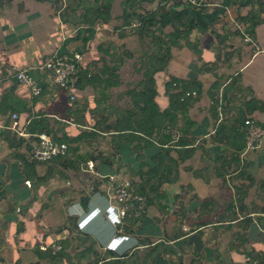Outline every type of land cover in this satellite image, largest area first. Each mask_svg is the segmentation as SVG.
I'll use <instances>...</instances> for the list:
<instances>
[{
	"label": "crops",
	"instance_id": "crops-1",
	"mask_svg": "<svg viewBox=\"0 0 264 264\" xmlns=\"http://www.w3.org/2000/svg\"><path fill=\"white\" fill-rule=\"evenodd\" d=\"M157 1L159 0L154 1V3L157 4ZM121 2L122 0H119V2L114 0L111 22L98 25L96 37L88 45L92 44L100 36L109 37L115 31V28L122 26ZM62 4V7H65L66 1L63 0ZM147 4L150 3L144 2L142 8L144 9ZM230 10L234 18L237 19L239 13L244 16L249 12L250 8H244L240 11L235 8ZM235 29V26L230 24L226 17L222 24H218L215 27V31L222 36L229 34L230 31ZM119 31L128 35L121 39L124 43L123 45H125L127 39H129L128 37L132 34L130 27L123 28L117 32ZM75 33V27L71 23H63L59 11H56L49 2L0 0V105L2 100L6 98L0 111V132L7 129L11 122L12 114L10 108L12 109V106L18 110L16 113H18L19 123L23 128L35 114L44 113L49 118L50 125L55 130L60 129L58 137L63 134L75 137L82 130H91L93 126L89 127L87 125L86 111L81 110L79 114L85 116V126L70 122L64 116L61 118V112L55 107L58 95L54 91L55 86L49 79L46 80L48 84L47 92L40 100H36L37 97L32 96L29 89L19 84L15 79L16 70L36 65L54 52L59 53L62 47L61 44L67 38L74 37ZM254 33L255 38L246 35L249 41L240 36H230L229 40L219 45L218 40L212 33L200 34L194 32L191 41L196 43L200 52L199 60L205 64L214 63L217 55L221 52L217 67L237 68L230 75L240 73L243 77H246V86L251 87L256 98L264 100V24L259 25ZM196 36L198 37L196 38ZM230 40L242 41L243 43L235 45L234 42H229ZM52 41H55V43H52ZM73 45L77 48L80 46V42H71L66 47L67 51L71 52ZM184 48L180 51L173 50L172 59L166 70L155 76L158 92L156 101L161 110L168 107V98L165 96V83L170 77L188 79L190 77L189 61L193 58L192 64L196 62V57L193 55H182V58L178 60L175 52H181ZM225 52L228 53L227 56L224 55ZM160 74L165 75L157 81V76ZM159 81L163 88L162 91L158 88ZM79 92L81 93L82 91L75 89L73 93L77 94ZM67 96H71V93L67 94ZM206 97L203 96L200 101L193 104L189 111L190 117L198 124L194 130L195 145L201 141L203 142L204 139H208L209 135L213 134L212 122L207 123L208 121L205 120L209 117L207 111L209 99ZM160 99L163 101L162 104L159 103ZM7 107L9 110L5 111ZM24 107L25 111L23 110ZM252 117L264 127V113L255 112ZM19 138L28 140L30 137ZM35 142L31 144L32 147ZM91 144L93 143L72 144V148L78 147V154L90 153L92 156H97L96 150L92 151L90 149ZM26 145L24 143L16 150L17 153L25 156L26 163H24V161L14 156L13 150H10L0 137V264H89L96 258L95 255L99 256L101 260L109 259L107 258L110 257V255H107L109 252L122 256L120 259L124 261V264H143L145 260L147 261V258L156 255V253L152 252L154 251V246L160 241L165 242L166 246H173L174 243L183 245V258L185 259L183 260L185 264H205V261L201 262V260L210 258L206 254V249H211L210 246L216 244V233L223 230L222 226H227L226 232L236 229L232 234V240L233 238L237 240V234L241 231L236 225V221L229 222L223 219L214 223L209 221L210 224L193 232H203L202 236L198 233L203 245L200 251H197L195 246L189 243L188 240L187 243H184L182 238L168 241L173 235L175 228L180 227L177 218L168 220L171 225H167V221H153L148 218L149 215H146L144 221L133 228L132 233L119 234L117 233L120 227L117 222V212L112 207L114 206L113 201L109 197V188L112 181L108 177L114 176L122 179L121 173H119L121 169L116 174L114 167L103 169L104 173H101L99 172L101 169L98 165L99 160L88 161L95 164L93 172L86 171V164L81 166L79 170L64 169L55 162L41 163L34 161L29 156L30 152L27 151ZM205 146L207 151L209 149L212 154L217 151L220 152V147L218 146L211 148L209 145ZM98 148L101 149L100 146ZM108 151L104 152V154ZM255 151L259 152L248 155L249 152L244 150L240 155V166L238 168H235L234 165L232 166L224 183L215 175L214 163L209 155H205L202 150H198L192 158L186 160L180 166L179 184L185 186L184 190L179 192L178 185H172L171 190H169L170 199L167 202H163L169 206L176 204V208H179L176 213L181 208L187 215H189L191 210L193 212L198 211V216L201 219L197 218V220L192 222L184 221L182 229L185 231L194 225L205 222L206 219L203 218L206 216L200 213V205L203 201L213 199V211L215 213L224 205H221L219 200V197L223 194L222 189L220 186L219 188H214L213 185L215 183L218 184L220 182L221 187L226 188L224 191L231 194L224 212L228 203L236 198V188H244L247 197L242 205L251 212L257 210L249 215L253 217L254 222L248 230V242L245 247H237V244L234 245V242H231V246L226 248L225 253L218 251L215 245L214 249L216 251L214 250L213 258L209 259V264H214V262H217L216 264H250L249 258L242 254L244 251L264 253L263 238L261 242H253L251 240L253 227V234H256L257 237L262 234L259 229L262 224L258 221L259 218L264 219V213H262V209H264L263 143ZM68 157L75 158L71 152ZM190 168L192 171L187 170ZM232 169L233 171H231ZM26 182H29V184H26ZM250 184L252 186L249 189ZM252 190L261 199V203L254 204L253 201H249ZM179 193V200L173 202L172 197ZM185 196L188 197L187 203L184 200ZM235 210L239 211L238 204H235ZM238 216L239 220H241L242 214H238ZM228 225H231V227L228 228ZM210 227H215V235L205 239V230ZM190 235L187 237L189 238ZM54 241L61 243L64 255L51 259L48 257L49 254L47 252L40 250L39 246ZM143 241H149L151 244L143 245ZM142 250H147L148 254L143 255ZM194 250L200 253V257L195 256ZM169 257V255L162 256L168 261ZM148 264H151L150 260H148ZM163 264L167 263L163 261Z\"/></svg>",
	"mask_w": 264,
	"mask_h": 264
},
{
	"label": "trees",
	"instance_id": "trees-1",
	"mask_svg": "<svg viewBox=\"0 0 264 264\" xmlns=\"http://www.w3.org/2000/svg\"><path fill=\"white\" fill-rule=\"evenodd\" d=\"M37 1L51 3L53 8L59 11L61 21L71 23L76 29L75 36L67 38L63 42L59 55L72 57L74 53L78 52L82 55L87 51L88 44L95 39L98 25L109 24L112 20L111 11L114 0H65V7H62L63 0ZM154 1L156 0H122V26L114 29L118 31L130 27L131 33L137 36L141 45V53L136 59L134 67L142 78L137 87L127 90L126 94L131 102L128 109L121 110L113 105L103 108L99 112L101 117L95 121L91 130H82L75 137H70L67 134L58 137L60 129L55 130L44 113L35 114L25 126V130L30 134L28 140L19 138L16 133L8 129L1 131L0 137L8 148L13 150L14 156L26 163L25 156L17 153L16 150L26 143V149L30 152L29 156L31 157L33 149L31 144L37 141L35 135L50 134L54 140L68 145L67 156L56 157L51 161L58 163L64 169L79 170L84 164L87 165L89 160H99L98 165L101 168L99 172L104 173L103 169L113 167L115 155H124V153H127L128 157L131 154L136 155L140 163L139 167H129L133 175L138 176L134 180L129 179L135 195L145 199L146 210L155 207L159 211L167 212V205L163 202L170 199L169 190L172 185H178L179 192L185 188L184 185L179 184L180 166L192 158L198 150L209 155L214 163L215 175L224 183L232 166L234 165L235 168L240 166V155L246 146L245 121L248 118H253L255 112L264 113V100L256 98L251 88L242 87L240 73L229 75L224 78L223 82L221 81L224 76L214 73L221 58V52L217 55L214 63L210 65L204 63L201 67V72L215 74V80L207 87L199 77L190 76L188 79L170 77L164 85L165 96L168 98V107L164 110L160 109L156 101L158 92L155 76L166 70L172 59V50L175 48L186 47L196 55L200 54L196 43L190 39L194 32L212 33L219 45L229 40L230 36L244 38L245 35H249L255 38L256 28L264 24V0H208L211 6H193L183 0H159L153 10L142 8L144 2L151 4ZM232 8L238 11L244 8H250V10L244 16L239 13L236 19L239 27H235L234 31L222 36L215 31V27L223 23L227 10ZM127 36L122 32L118 38L123 39ZM73 41L80 42V48L70 54L66 47ZM98 50L101 53L98 62H90L85 67L84 65L79 66L74 87L80 91L91 88L94 93L99 95L97 103L101 107L110 100L111 90L121 85L119 75L121 66L125 61L135 57L133 51L127 49L125 45H120L117 48L110 44L106 47L99 45ZM82 51L84 52L82 53ZM34 76L39 80L42 89L41 95L36 98V100H40L47 92L46 80L48 77L41 73H35ZM56 88L58 87L56 86ZM59 90L66 94L65 90ZM244 91L247 94L243 95ZM205 95L209 99L207 109L209 117L205 120L208 121L207 123L212 122L213 134L195 145L194 130L198 124L190 117L189 111L193 104L200 101ZM5 100H2L0 111ZM7 109L9 110L7 107L5 111ZM85 109L84 106L82 109L72 110L70 108V114L67 117H72L73 122L85 126V116L79 115L81 110L85 111ZM23 110H26L25 107ZM10 112L12 115H18L16 113L18 110L14 106L12 109L10 108ZM102 136L109 137L111 146L105 154L101 152L97 156H92L90 153L78 154V147L72 148V144L90 143L91 140L96 141L98 137L102 138ZM205 145H209L210 148L218 146L220 152L212 154L209 149L207 151ZM70 152L75 158L68 157ZM118 158L120 157L117 156ZM120 168L121 166L116 168L115 174L119 172ZM187 170L192 171L191 168ZM194 175L196 176L195 171ZM235 195L236 198L228 203L225 216H222L221 219H227L229 222L236 221V225L241 229L237 234V240L241 246H244L248 242V230L254 222L253 217L249 215L257 210L251 212L242 205L247 197L244 188H236ZM179 197L180 193L174 195L172 201L176 202ZM235 204H238L239 211L235 210ZM213 206V199L203 201L200 205L201 215L210 216L214 212ZM262 211L264 213V209ZM239 213L242 214L241 220L238 217ZM145 217L146 214L136 218L127 217L122 225V233H132L133 228L144 221ZM186 219L187 213L181 208L177 212V221H179L180 227L175 228L168 241L182 238L183 242L187 243L188 235L200 227L210 224L205 220V222L183 231L182 225ZM258 222L264 226L263 218H259ZM230 227L231 225H228V228ZM198 233L201 236L203 234L202 231H198ZM146 242L143 241V245L151 244L149 241ZM47 253L49 258L54 259L59 255H64V249L62 246V250L54 255L51 252ZM152 253H156L155 257L147 258L143 264H148V260L151 261V264H156L159 260L166 262L162 258L166 255L170 256L169 264H185L183 255L169 251L163 241L154 246ZM193 253L196 257H200V253L196 250ZM242 254L249 258L250 264H264V253L244 251ZM107 255H110L107 260H101L99 256L95 255L96 258L89 264H98L99 262L100 264H124V261L120 259L122 256H118L114 252H109Z\"/></svg>",
	"mask_w": 264,
	"mask_h": 264
},
{
	"label": "rangeland",
	"instance_id": "rangeland-1",
	"mask_svg": "<svg viewBox=\"0 0 264 264\" xmlns=\"http://www.w3.org/2000/svg\"><path fill=\"white\" fill-rule=\"evenodd\" d=\"M117 2H119V0H117ZM156 6H157L156 3L147 4V5H145L144 9L145 10H151V9H154ZM233 26H235V25H233ZM227 27H229V26H227ZM110 29L113 30L112 27H110ZM228 29H230V28H228ZM120 33H122V32L121 31H119V32L114 31V32L111 33V35L109 37H106L104 35L100 36L92 44L88 45V50L86 52L82 51V53L84 52L82 54V64L84 65V67L87 66L90 62H93V61L94 62H98L99 61V59L101 57V53L98 50V46L99 45H104V47H106V45L110 44V45L114 46V48H117L120 45H123L124 44L123 41L118 38V35ZM197 37L198 36H196V38ZM128 38L129 39H127V42H126L125 46L130 51H133L135 58L125 61V63L121 66V68L119 70V75H120V78H121L120 79L121 80V85L118 88H113L111 90V98H110V100L105 105H102L100 107L99 104L97 103L99 95L94 93V91L91 88H87L86 90L82 91L81 93L80 92L77 93V94L76 93H71V96H67L66 94L62 93L55 86L54 87V91L57 92V95H58V98L56 100L57 104L55 105V107L61 112V114H62L61 118L64 116V117L68 118V121L73 122L72 117H70V118L67 117L70 114L69 109L70 108L72 110H74L76 108L80 109V108H82V106H84L86 108L85 109L86 112L85 111L84 112L86 113V116L88 118L87 125L89 127H91V126L94 125L95 121L98 120L99 117H101L99 115V112L103 108H108L110 105H113V106H115V107H117V108H119L121 110H123L125 108L126 109L129 108V106L131 105V102H130L129 96L126 94L127 90H129V89H131L133 87H137L138 83H139V81L141 80L142 77H141L140 74L137 73L136 68L134 67V65L136 63V59H138V57H139V55L141 53L140 42L138 41L137 36H135L133 34H131V36H129ZM190 39H193V37L191 36ZM229 42H234L235 45H241L243 43L242 41L239 42L237 40H235V41L234 40H230ZM52 43H55V41H52ZM226 46H228V44H226ZM71 48L72 49H71L70 54L76 52L77 49L80 48V47L76 48V46L73 45ZM173 50L180 51L181 49H176L175 48ZM54 53H56V52H54ZM175 53H176V55L178 57V60L182 58V55L183 56H185V55L192 56L193 55L194 57H196V60H195L196 62H193V64H192V61H193L192 59L193 58L189 61L190 62V65H189L190 67L188 68L189 71H190L189 72V76L199 77V79L202 80V82L204 83V85L206 87L209 86L215 80V74H217L218 76L219 75H224L223 79L221 80L223 82L225 80L224 79L225 77L229 76L230 74H233L234 71L237 70V68H228V67H223L222 66L220 68L217 67L216 71L214 72L215 74L211 73V72H201V67H203L202 65L204 63L201 60H199V55H196L193 51H191L189 48H186V47L181 52H175ZM224 55L227 56L228 55L227 52H225ZM46 59H44V60H46ZM221 72H222V74H221ZM164 75L165 74H160L159 76H157V81L159 80L160 77H163ZM241 79H242L241 80L242 87L251 88L250 86H246V77L242 76ZM158 88L160 89V91H162V89H163L161 87L160 81L158 82ZM244 92L245 93H242L243 95L247 94L246 91H244ZM59 93H60V95H59ZM70 97H74V99H71ZM204 97H206V95ZM56 101H54V103H56ZM159 103L160 104L163 103L162 99H160ZM57 122L61 123L60 121H57ZM90 143H93V144H91V146H90L91 148L90 149L92 151L96 150L97 154L99 152L104 153V152H106L107 150H109L111 148V146L109 144V137L108 136H106V137L102 136V138L98 137L96 141L95 140H91ZM262 143L264 145V139L262 140L260 146L262 145ZM98 146H100L101 149L98 148ZM256 152H259V151H255V150L250 151L248 155L254 154ZM260 152H261V150H260ZM142 154H144V153L142 152ZM122 156H123V158H122ZM118 157H120V158L117 159V155H115V161H114L113 167L116 169V168H118V166H121V168H120L121 170L119 172V173H121L120 176L122 178H124V179L128 178L130 180H134L136 177H138V176L133 175V173L131 172V170L129 168V167H134V168H138L139 167L140 163L137 160L136 155L131 154L128 157V154L124 153V155H119ZM231 171H233V169ZM219 186H220V188L222 189V192H223V194H221V196L219 197L220 204L221 205L224 204V205L221 207V209H218L216 213L214 212L210 216L203 218V219H206V220L210 221L211 223H214L217 220H220L222 216H225L224 215L225 214L224 209H225L226 203L228 202V200H230V197H231L230 193H228V192L226 193V191H224L226 188H224V187L222 188L221 187L220 182L218 184L215 183L213 185L214 188H217V187L219 188ZM251 186H252V184H250L249 189L251 188ZM184 200L187 203L188 197L185 196ZM249 201H253L254 204L261 203V199L258 196L255 195L254 190H252L250 192ZM176 207H177L176 204H172L171 206L167 205V208H168L166 210L167 212L158 211L157 208H154V207L153 208H149L147 210L146 215L147 216L149 215L148 218L153 220V221L154 220L155 221H161V222L167 221L168 222L167 225H171L170 221H168V220H171V219L175 220L177 218V213L175 211L177 209H179V208H176ZM239 214L241 215V213H239ZM199 217L200 216H198V211L193 212V210H191L189 212V215H187L186 221H191L192 222L194 220H197V218H199ZM199 219H201V218H199ZM222 227H223V230H221V232L216 233V235H217L216 244H212L210 246L211 249L210 248L206 249V254L210 258H213L214 250L216 251V249H214L215 245L217 246L218 251H221L222 253H225L224 251L226 250V248H229L231 246L230 245L231 242H234V245L237 244L236 245L237 247L238 246L239 247H245L246 246V245L241 246L239 244L238 240H235L234 238L232 240V234H233V232L236 229H233L230 232H226L227 231V228H226L227 226L224 225ZM234 227H236V226H234ZM214 228L215 227H210V228H207L205 230V233H206L205 239L210 237V236H212V235H215L214 233L216 231L214 230ZM225 229H226V231H225ZM253 230H254V227L252 228V239H251L253 242H261L262 238L264 240V236L262 234L257 237L256 234H253ZM180 244H182V243H180ZM178 245L179 244H175L174 243L173 246L172 245L166 246V248L169 251H171V252H173V251L176 252L174 254H182V255H184V250H183L184 246L183 245H179L178 246ZM142 254L146 255V254H148V251L147 250L146 251L142 250ZM209 259L208 260H206V259L205 260H201V262L205 261V264H209L210 263ZM165 261L168 264V260L165 259ZM162 263L163 262H161L159 260L156 264H162ZM216 263L217 262H214V264H216Z\"/></svg>",
	"mask_w": 264,
	"mask_h": 264
},
{
	"label": "built area",
	"instance_id": "built-area-1",
	"mask_svg": "<svg viewBox=\"0 0 264 264\" xmlns=\"http://www.w3.org/2000/svg\"><path fill=\"white\" fill-rule=\"evenodd\" d=\"M193 6H211L208 0H184ZM227 21L239 27L236 19L234 18L231 10H227ZM246 41H249L248 36H244ZM82 65V55L74 53L72 57L67 55H59L58 52L49 56L46 60L37 63L31 67L16 70V81L29 89L34 97L41 95L42 89L38 79L34 76L35 73L47 75L51 83L61 90L66 91V95L75 91L74 82L79 66ZM74 99V97H70ZM246 136H245V151L250 152L259 148L262 140L264 139V127L253 118H248L245 121ZM10 131L16 133L19 137H30L19 123V116L12 115L11 122L7 127ZM37 141L34 143L31 151V159L41 163H49L56 157H65L68 154V145L65 143L54 140L52 135L41 133L35 135ZM86 171L93 172L95 164L88 162ZM112 183L109 188V197L113 201L112 206L117 212V222L120 225L117 233H122V225L127 217H140L146 214L145 199L141 196L135 195L133 187L129 179H118L114 176L108 177ZM29 184V182H26ZM264 235V226L259 227ZM1 246V242H0ZM41 251L51 252L53 255L62 250L60 242L54 241L50 243L41 244L39 246Z\"/></svg>",
	"mask_w": 264,
	"mask_h": 264
},
{
	"label": "water",
	"instance_id": "water-1",
	"mask_svg": "<svg viewBox=\"0 0 264 264\" xmlns=\"http://www.w3.org/2000/svg\"><path fill=\"white\" fill-rule=\"evenodd\" d=\"M188 242L193 244L197 251H200L203 248L201 238L198 233H192L188 238Z\"/></svg>",
	"mask_w": 264,
	"mask_h": 264
}]
</instances>
